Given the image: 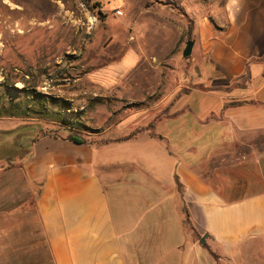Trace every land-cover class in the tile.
I'll return each instance as SVG.
<instances>
[{"label": "crops", "instance_id": "obj_1", "mask_svg": "<svg viewBox=\"0 0 264 264\" xmlns=\"http://www.w3.org/2000/svg\"><path fill=\"white\" fill-rule=\"evenodd\" d=\"M194 41L186 82L170 73L148 118L86 144L44 134L25 183L4 175L0 264H264V0H223ZM120 62L93 80L123 84L141 64ZM190 94L219 107L201 119Z\"/></svg>", "mask_w": 264, "mask_h": 264}, {"label": "rangeland", "instance_id": "obj_2", "mask_svg": "<svg viewBox=\"0 0 264 264\" xmlns=\"http://www.w3.org/2000/svg\"><path fill=\"white\" fill-rule=\"evenodd\" d=\"M222 1L0 0V112L19 114L0 117V188L10 171L25 183L22 167L35 140L71 131L61 113L84 123L78 130L92 142L129 113L148 118L165 95L163 86L170 87L165 78L172 77L173 88L186 82L181 63L192 59L183 57L186 44L197 22L213 17ZM131 54L141 64L126 83L106 88L93 80L116 73ZM185 99L201 119L219 107L199 94ZM173 130L180 137L175 124ZM13 189L17 194L20 187Z\"/></svg>", "mask_w": 264, "mask_h": 264}, {"label": "trees", "instance_id": "obj_3", "mask_svg": "<svg viewBox=\"0 0 264 264\" xmlns=\"http://www.w3.org/2000/svg\"><path fill=\"white\" fill-rule=\"evenodd\" d=\"M36 101H39V103L43 106V103L40 102V100L37 98L35 100ZM65 105V102L62 101V103L60 104V106L64 107ZM15 110L13 109V112ZM70 112H64L60 114V118H61V122L66 124V125H69V127H71V131L66 135V140H69V141H72V142H75L77 144H86V143H89L90 141H88V139H86L79 131L78 129H82L84 128L85 129V126L77 119L73 120L70 118H67V114H69ZM19 117V114H18V110H17V113L14 112V113H9L7 115H4L3 113L0 112V117ZM75 118V117H74ZM54 136H59V135H54ZM119 140H124V139H119Z\"/></svg>", "mask_w": 264, "mask_h": 264}, {"label": "water", "instance_id": "obj_4", "mask_svg": "<svg viewBox=\"0 0 264 264\" xmlns=\"http://www.w3.org/2000/svg\"><path fill=\"white\" fill-rule=\"evenodd\" d=\"M194 45H195V41L194 40H191V41L187 42L186 47H185L184 52H183V57L184 58H188V57H190L192 55ZM206 239L207 238L204 236L201 239V243L205 245L206 244Z\"/></svg>", "mask_w": 264, "mask_h": 264}]
</instances>
